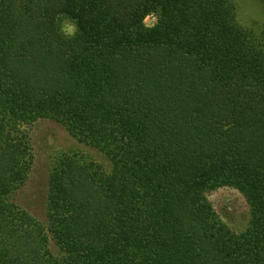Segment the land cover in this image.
I'll use <instances>...</instances> for the list:
<instances>
[{"label": "trees", "instance_id": "obj_1", "mask_svg": "<svg viewBox=\"0 0 264 264\" xmlns=\"http://www.w3.org/2000/svg\"><path fill=\"white\" fill-rule=\"evenodd\" d=\"M39 119L111 161L60 152L46 222L10 201ZM222 187L248 202L240 232ZM0 264H264V21L234 0H0Z\"/></svg>", "mask_w": 264, "mask_h": 264}, {"label": "rangeland", "instance_id": "obj_2", "mask_svg": "<svg viewBox=\"0 0 264 264\" xmlns=\"http://www.w3.org/2000/svg\"><path fill=\"white\" fill-rule=\"evenodd\" d=\"M234 2L242 23L264 21V3L261 0H234ZM145 21L151 25L155 23L156 18L150 15ZM73 30L74 25L68 22L66 31ZM23 129L30 137L33 161L28 179L22 187L11 194L10 201L41 222L47 221L49 175L56 156L60 152L78 151L101 163L104 168H111V161L106 154L74 138L64 125L54 120L39 119L31 125H23ZM209 198L219 216L233 231L240 232L245 229L250 218V211L242 193L235 188L222 187L211 192Z\"/></svg>", "mask_w": 264, "mask_h": 264}]
</instances>
